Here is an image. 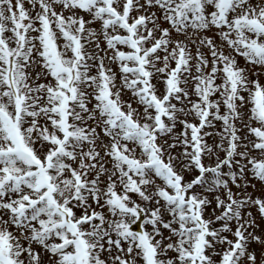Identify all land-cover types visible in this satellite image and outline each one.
<instances>
[{"label": "snow or ice", "instance_id": "obj_1", "mask_svg": "<svg viewBox=\"0 0 264 264\" xmlns=\"http://www.w3.org/2000/svg\"><path fill=\"white\" fill-rule=\"evenodd\" d=\"M0 264H264V0H0Z\"/></svg>", "mask_w": 264, "mask_h": 264}, {"label": "rangeland", "instance_id": "obj_2", "mask_svg": "<svg viewBox=\"0 0 264 264\" xmlns=\"http://www.w3.org/2000/svg\"><path fill=\"white\" fill-rule=\"evenodd\" d=\"M241 62H243V58H241ZM255 74V73H254Z\"/></svg>", "mask_w": 264, "mask_h": 264}]
</instances>
